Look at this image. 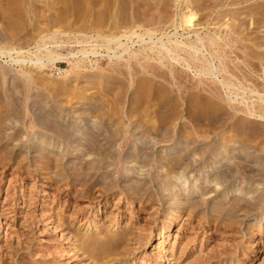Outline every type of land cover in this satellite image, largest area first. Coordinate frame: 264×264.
I'll return each instance as SVG.
<instances>
[{
  "label": "rangeland",
  "instance_id": "374dc122",
  "mask_svg": "<svg viewBox=\"0 0 264 264\" xmlns=\"http://www.w3.org/2000/svg\"><path fill=\"white\" fill-rule=\"evenodd\" d=\"M1 220L0 264H264V0H0Z\"/></svg>",
  "mask_w": 264,
  "mask_h": 264
},
{
  "label": "bare ground",
  "instance_id": "6f19581e",
  "mask_svg": "<svg viewBox=\"0 0 264 264\" xmlns=\"http://www.w3.org/2000/svg\"><path fill=\"white\" fill-rule=\"evenodd\" d=\"M183 21H185V23L186 24H189V25H191V24H193L195 21H196V18H195V16L194 15H189V16H185V18H184V20ZM184 23V22H183ZM178 44H176V47H178L177 46ZM166 48V47H165ZM164 49V48H163ZM168 50H169V48H168ZM169 52V51H168ZM48 53V52H47ZM50 57H52V55H49ZM53 60V59H52ZM36 64H40V65H42V63L43 62H40V60L38 59L36 62H35ZM73 63V62H72ZM44 64V63H43ZM222 162H224V161H222ZM22 208V207H21ZM55 216V215H54ZM179 215H177V214H175L172 218H171V222L170 223H168L167 224V230L165 231V233L167 234V241L170 239V237H172L173 235H174V232H175V227H176V224L178 223V217ZM3 221L1 220L0 221V234H4L5 233V230H2V228H3ZM166 227V226H165ZM5 229V228H4ZM163 229H164V227H163ZM67 239V238H66ZM104 239V238H103ZM102 240V239H101ZM108 240H110V239H108ZM111 241V240H110ZM123 241H124V238H122V237H120V238H117V240L116 241H114L113 242V244L114 245H121V243H123ZM90 242V241H89ZM91 243H93L92 241H91ZM97 243H98V241H97ZM166 245H168V242L166 243ZM92 247V246H91ZM100 248V247H99ZM165 250V254L168 252V249L167 248H165L164 249ZM66 251V250H65ZM170 252V251H169ZM172 252V251H171ZM255 252V251H254ZM253 261H256L255 260V258H253ZM142 262L144 263V261L142 260ZM167 262H168V256H165V258H164V260H163V262L162 263H159V264H167ZM147 264V263H146Z\"/></svg>",
  "mask_w": 264,
  "mask_h": 264
}]
</instances>
